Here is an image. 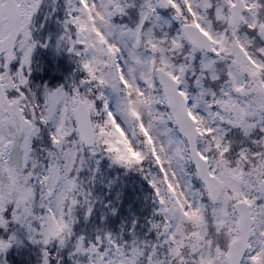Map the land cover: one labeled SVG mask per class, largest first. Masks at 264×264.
Instances as JSON below:
<instances>
[{"label": "snow or ice", "instance_id": "6c2138e0", "mask_svg": "<svg viewBox=\"0 0 264 264\" xmlns=\"http://www.w3.org/2000/svg\"><path fill=\"white\" fill-rule=\"evenodd\" d=\"M0 264H264V0H0Z\"/></svg>", "mask_w": 264, "mask_h": 264}]
</instances>
